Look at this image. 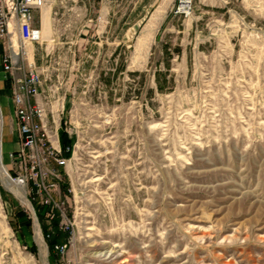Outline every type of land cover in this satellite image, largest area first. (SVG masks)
Returning <instances> with one entry per match:
<instances>
[{
	"label": "rangeland",
	"instance_id": "rangeland-1",
	"mask_svg": "<svg viewBox=\"0 0 264 264\" xmlns=\"http://www.w3.org/2000/svg\"><path fill=\"white\" fill-rule=\"evenodd\" d=\"M33 25L69 164L49 203L13 180L0 65L26 198L0 173V264H264V0H48Z\"/></svg>",
	"mask_w": 264,
	"mask_h": 264
},
{
	"label": "built area",
	"instance_id": "built-area-1",
	"mask_svg": "<svg viewBox=\"0 0 264 264\" xmlns=\"http://www.w3.org/2000/svg\"><path fill=\"white\" fill-rule=\"evenodd\" d=\"M47 1L0 0V65L4 72L10 73L6 79L10 82L9 93L20 141L14 152L18 174L11 179L20 184L29 182L31 191L41 193L39 198L44 197L41 203L53 200L50 192L56 183L48 179H58L61 170L69 164L57 144L55 132L51 133L47 124L46 110L39 98L41 77L29 63L24 67L22 60L21 48L40 36L39 29L33 25L34 12ZM186 3L182 2L181 9L188 7ZM65 150L69 151L70 146Z\"/></svg>",
	"mask_w": 264,
	"mask_h": 264
},
{
	"label": "bare ground",
	"instance_id": "bare-ground-1",
	"mask_svg": "<svg viewBox=\"0 0 264 264\" xmlns=\"http://www.w3.org/2000/svg\"><path fill=\"white\" fill-rule=\"evenodd\" d=\"M48 27V26H47ZM0 162H1V156H0ZM0 173L2 174V177H3V182H4V184L7 186V187H9L10 189H12L13 191L12 192H14L17 196H19L22 200H23V202H26V198H25V196H24V194H23V192L22 191H20V189L18 188V187H16L14 184H13V182L11 181V179L5 174V170L4 169H1L0 170ZM14 185V186H13ZM38 229V228H37ZM38 235V234H37ZM40 235V234H39ZM35 237V236H34ZM36 238V237H35ZM36 240L38 241V242H40L42 239L41 238H39V236L36 238ZM42 242V241H41ZM43 257V256H42Z\"/></svg>",
	"mask_w": 264,
	"mask_h": 264
},
{
	"label": "trees",
	"instance_id": "trees-1",
	"mask_svg": "<svg viewBox=\"0 0 264 264\" xmlns=\"http://www.w3.org/2000/svg\"><path fill=\"white\" fill-rule=\"evenodd\" d=\"M69 142H70V140L68 138H66L65 133H62L61 134V144L62 145H66ZM55 223L53 225H55ZM60 236L61 235L56 234V235H54V236L51 237V239L49 240V242L51 243V246H52L53 243H55V242H57L59 240Z\"/></svg>",
	"mask_w": 264,
	"mask_h": 264
},
{
	"label": "crops",
	"instance_id": "crops-1",
	"mask_svg": "<svg viewBox=\"0 0 264 264\" xmlns=\"http://www.w3.org/2000/svg\"><path fill=\"white\" fill-rule=\"evenodd\" d=\"M84 11H86L85 8H84ZM88 11H89V12H88V16H89V15H90V9H88ZM82 13H83V11H82ZM83 14H84V13H83ZM102 15H103V14H102ZM1 87L4 88V84H3V83L0 84V88H1ZM7 90H9V89H7ZM3 91H4V89H3Z\"/></svg>",
	"mask_w": 264,
	"mask_h": 264
},
{
	"label": "water",
	"instance_id": "water-1",
	"mask_svg": "<svg viewBox=\"0 0 264 264\" xmlns=\"http://www.w3.org/2000/svg\"><path fill=\"white\" fill-rule=\"evenodd\" d=\"M134 29L137 30L138 29V26L137 25H134Z\"/></svg>",
	"mask_w": 264,
	"mask_h": 264
}]
</instances>
